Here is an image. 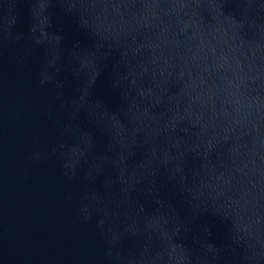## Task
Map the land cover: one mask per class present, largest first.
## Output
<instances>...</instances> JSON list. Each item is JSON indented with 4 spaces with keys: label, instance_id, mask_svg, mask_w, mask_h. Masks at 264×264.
<instances>
[{
    "label": "water",
    "instance_id": "1",
    "mask_svg": "<svg viewBox=\"0 0 264 264\" xmlns=\"http://www.w3.org/2000/svg\"><path fill=\"white\" fill-rule=\"evenodd\" d=\"M0 264H264V0H0Z\"/></svg>",
    "mask_w": 264,
    "mask_h": 264
}]
</instances>
